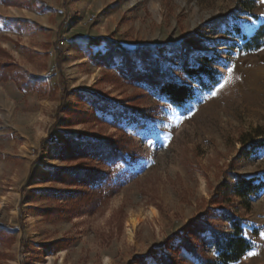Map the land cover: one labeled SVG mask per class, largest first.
Masks as SVG:
<instances>
[{
	"label": "rangeland",
	"instance_id": "374dc122",
	"mask_svg": "<svg viewBox=\"0 0 264 264\" xmlns=\"http://www.w3.org/2000/svg\"><path fill=\"white\" fill-rule=\"evenodd\" d=\"M8 1L0 0V48L36 88L23 92L12 81L0 82V230L11 236L0 241V264H161V254H172L166 240L189 221L207 214L228 232L221 215L227 219L229 213L253 244L239 264H264V47L242 48L244 38L264 25V0ZM14 2L24 4L9 5ZM190 35L204 46L187 62L194 69L206 65L207 73L191 76L184 69L181 45ZM100 38L131 52L152 49L166 78L192 87L193 97L174 105L122 78L120 59L98 65L91 54L104 48L90 49L89 41ZM94 91L112 111L127 108L139 118L121 123L139 159L114 166L92 161L119 184L117 193L94 211L87 207L60 218L56 210L65 213L73 205L66 191L78 187L53 180L52 173L77 163L57 160L55 143L67 136L120 137L108 114H97L102 126L63 125L62 103L86 115ZM239 177L263 187L226 202L223 210L211 204L220 184L236 185ZM132 213L144 218L130 239ZM176 256L199 264L184 249Z\"/></svg>",
	"mask_w": 264,
	"mask_h": 264
},
{
	"label": "trees",
	"instance_id": "16d2710c",
	"mask_svg": "<svg viewBox=\"0 0 264 264\" xmlns=\"http://www.w3.org/2000/svg\"><path fill=\"white\" fill-rule=\"evenodd\" d=\"M8 3L9 1L6 0ZM16 2L9 5H20ZM242 48L246 51H258L264 47V25L249 38H244ZM91 47H101L91 54V59L100 66H114L115 60H121L120 75L129 83L146 86L149 90L164 96L174 105H183L194 95L192 87L184 84L174 83L166 78L160 61L153 57V50L147 47H140L134 52L124 48L112 38H100L89 41ZM184 69L187 74L193 76L198 73H207L206 65L191 68L187 62V56L196 49L204 46V41L197 35H190L182 43ZM159 54L164 53L163 49L157 50ZM8 57L6 51L0 48V82L12 81L18 90L30 92L35 89V82L25 75L19 74V67L10 61L4 60ZM118 81L117 78H112ZM82 91H76L80 93ZM84 93V92H82ZM66 90L64 96H67ZM94 99L91 101V108L88 114L79 110V106H70L63 102L59 108L64 113L65 126H71L75 121L78 123H89L102 126L106 122L97 114H108L112 116L111 126L116 129L120 137L118 139L106 138L91 141H84L80 137L67 136L63 141L55 143V157L57 160L67 163H77L76 166L56 170L52 179L66 185L67 187H78V190L66 191L70 204H73L69 211L60 212V218L66 214L80 213L82 209L90 207L92 211L101 203H107L117 193L119 184L113 182V178L101 168L94 167L92 161H98L102 165H116L120 161L135 163L139 159L140 150L134 146V140L127 131L121 127L124 118L138 121L139 118L131 114L127 108L122 111H112L104 95L94 91ZM245 142V141H244ZM256 145H261L257 143ZM245 151V149L243 150ZM254 179L239 177L236 185L222 183L216 189L211 204L218 209L227 208L226 202L231 203L234 198L247 199L257 194L263 185H256ZM56 211L50 212V214ZM221 221L229 223L231 228L228 232L216 227L211 218L206 214L200 218L189 221L180 234L165 242L166 249L172 252L171 256L160 255L161 264H185L177 258V253L184 249L192 254L199 264H238L247 253L253 249L252 242L245 236L244 228L239 220L231 213L226 219L221 215ZM209 234V235H208ZM4 231L0 230V241L10 239ZM175 241H177L175 243ZM175 243V244H174ZM212 252V256L209 255ZM136 264H147L145 259H140Z\"/></svg>",
	"mask_w": 264,
	"mask_h": 264
},
{
	"label": "bare ground",
	"instance_id": "6f19581e",
	"mask_svg": "<svg viewBox=\"0 0 264 264\" xmlns=\"http://www.w3.org/2000/svg\"><path fill=\"white\" fill-rule=\"evenodd\" d=\"M93 81V79H92ZM156 210L152 209L151 215H155ZM144 214H134L132 213L127 221L128 226V235L129 238H132V229L136 228L143 220ZM105 264H108V261H105Z\"/></svg>",
	"mask_w": 264,
	"mask_h": 264
},
{
	"label": "crops",
	"instance_id": "0c3cea01",
	"mask_svg": "<svg viewBox=\"0 0 264 264\" xmlns=\"http://www.w3.org/2000/svg\"><path fill=\"white\" fill-rule=\"evenodd\" d=\"M250 255V252L246 254V256L243 259H247V257ZM239 264V263H238Z\"/></svg>",
	"mask_w": 264,
	"mask_h": 264
}]
</instances>
